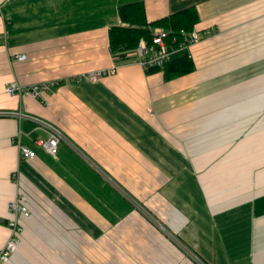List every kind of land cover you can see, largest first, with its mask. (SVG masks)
Instances as JSON below:
<instances>
[{"label": "crops", "instance_id": "1", "mask_svg": "<svg viewBox=\"0 0 264 264\" xmlns=\"http://www.w3.org/2000/svg\"><path fill=\"white\" fill-rule=\"evenodd\" d=\"M136 1L220 33L190 72L146 70L110 42ZM40 120L65 134L56 156ZM19 194L14 264H264V0H0V245Z\"/></svg>", "mask_w": 264, "mask_h": 264}, {"label": "built area", "instance_id": "2", "mask_svg": "<svg viewBox=\"0 0 264 264\" xmlns=\"http://www.w3.org/2000/svg\"><path fill=\"white\" fill-rule=\"evenodd\" d=\"M220 33L218 27L195 28L192 30L182 29L178 32L171 33L163 26L157 25L152 28L150 37L142 36L136 46L139 55L140 63L146 70L156 67H164L174 57L187 53L190 57H194V47L206 37L217 35ZM17 59H26V53H17ZM115 67L110 69L91 71L83 76L92 80L98 79L99 76L107 72H114ZM57 80H49L40 83H32L23 85L17 80L11 81L6 90L11 94H33L43 96L44 92L57 84ZM15 113V112H14ZM18 114V113H17ZM41 124L47 130V137L41 139L40 142L48 149V151L56 156L59 150L60 141L65 139L64 132L56 125L40 120ZM19 151L22 157H34L36 151L22 143H19ZM11 211L9 226L12 229L11 235L4 245H0V263L14 264L11 260V255L16 251L22 243L23 233L25 229L24 223L20 219V215H30L31 210L26 204L24 195H17L8 202Z\"/></svg>", "mask_w": 264, "mask_h": 264}, {"label": "trees", "instance_id": "3", "mask_svg": "<svg viewBox=\"0 0 264 264\" xmlns=\"http://www.w3.org/2000/svg\"><path fill=\"white\" fill-rule=\"evenodd\" d=\"M119 15L123 23L112 25L110 42L114 50L136 47L142 36L150 37L152 28L160 25L171 33L182 29L192 30L198 26L200 16L195 6H189L167 16L149 21L143 1L128 2L119 6ZM168 76L190 72L195 68L192 57L182 53L174 57L165 66ZM160 67L152 68V70Z\"/></svg>", "mask_w": 264, "mask_h": 264}]
</instances>
